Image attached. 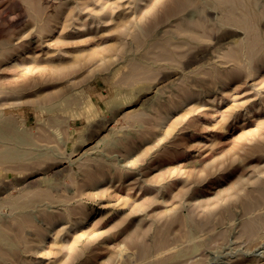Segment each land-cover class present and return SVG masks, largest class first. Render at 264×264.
Listing matches in <instances>:
<instances>
[{
	"label": "rangeland",
	"instance_id": "374dc122",
	"mask_svg": "<svg viewBox=\"0 0 264 264\" xmlns=\"http://www.w3.org/2000/svg\"><path fill=\"white\" fill-rule=\"evenodd\" d=\"M0 264H264V0H0Z\"/></svg>",
	"mask_w": 264,
	"mask_h": 264
}]
</instances>
